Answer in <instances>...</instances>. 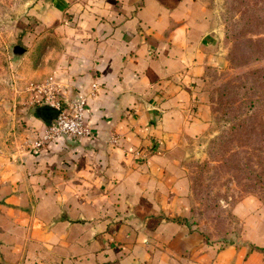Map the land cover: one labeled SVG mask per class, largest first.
Segmentation results:
<instances>
[{"label": "crops", "instance_id": "obj_1", "mask_svg": "<svg viewBox=\"0 0 264 264\" xmlns=\"http://www.w3.org/2000/svg\"><path fill=\"white\" fill-rule=\"evenodd\" d=\"M32 2L26 34L55 38L47 78L65 101L88 95L93 134L36 146L48 122L31 113L30 145L0 152V264H264L258 197L232 206L234 243L187 220V157L213 123L209 69L228 63L219 10L207 0Z\"/></svg>", "mask_w": 264, "mask_h": 264}, {"label": "rangeland", "instance_id": "obj_2", "mask_svg": "<svg viewBox=\"0 0 264 264\" xmlns=\"http://www.w3.org/2000/svg\"><path fill=\"white\" fill-rule=\"evenodd\" d=\"M32 1L0 0V152L7 154L30 145L33 133L30 130L28 117L33 112L34 106L38 104L37 98L44 97V83L51 78H47L48 72L44 70V66L47 61L59 58L56 51L46 53L50 42H53L50 49L55 47V38H51L48 43L46 40L49 38L46 36L34 40L33 43V37L26 34V29L31 25L28 16ZM207 1L219 10L224 29L222 44L227 51L228 63L222 69L217 67L209 69L213 123L208 136L203 138V142L201 140L195 145L193 152L187 157L186 165L191 181V213L188 220L208 231L213 237L219 232L231 230L230 232H234L230 235L238 238L240 222L232 214L231 208L245 195H254L264 203V169L257 160V149L252 148V142L233 140L227 142L223 150L219 149L215 137L223 131L230 130L232 121L227 120L226 116L218 119L223 114V109L217 108L219 98L214 99V95L216 88L233 76L264 66V54L256 60L248 58L238 65L232 63L233 61L228 57L233 54L241 61L247 59L249 36L264 37V28L243 32L245 20L241 15L242 10L233 6L232 0ZM230 11H235V15H229ZM231 18L236 19L242 26L238 27V35L235 38L227 35L226 20L229 23ZM33 22L35 24L37 21L33 20ZM32 43L34 46L29 52L23 50V53H15V48H31ZM216 95L218 96L219 92ZM262 119L264 121V115ZM198 163L202 167L197 166ZM254 174L260 176L259 180L253 176ZM198 179H202L200 185L203 186V194L200 198L196 197L195 190L193 192L194 188L197 189ZM192 184H195L194 188ZM207 203L212 210L207 209Z\"/></svg>", "mask_w": 264, "mask_h": 264}, {"label": "trees", "instance_id": "obj_3", "mask_svg": "<svg viewBox=\"0 0 264 264\" xmlns=\"http://www.w3.org/2000/svg\"><path fill=\"white\" fill-rule=\"evenodd\" d=\"M232 4L242 10L241 15L244 16L243 19L245 20L243 22V32L246 30L252 32L255 28L261 30L264 28V0H254L253 3L252 0H232ZM229 15H235V11H230ZM238 27L242 26L238 24L236 19L231 18L229 23L226 20L228 37L235 38L238 35ZM263 54L264 37L253 38L249 36L247 43V56L249 57L242 61L233 54L228 55V57L229 60L233 61L232 63L238 65L248 60V58L250 60H256ZM217 92H219L218 96L216 95ZM216 94L214 95V99H216V97L219 98L217 108L223 109V114L220 115L218 119L226 116L225 118L227 120L232 121L230 130L223 131L220 135L215 137L217 144H219V149L221 148V150H223L227 142L233 140L237 142L246 140L252 142V148L257 149V160L264 169V121L262 119L264 115V66L249 69L241 74L233 76L230 80L220 84V86L216 88ZM32 113L49 123L56 117L58 111L48 103H38L34 106ZM198 165L202 167L201 164L198 163L197 166ZM206 176L208 177V175ZM253 176H256L257 180L260 178L257 174ZM202 179H198L199 181L196 185L197 189L194 188L195 184H192L194 188L193 192L195 190L197 198L202 197L203 194V186L200 185ZM208 205L209 203L206 205L207 209L212 210V207ZM194 210L195 206L193 205V213ZM230 231L225 230L216 235L221 245L225 243H234L239 240V236L238 238L231 236L230 234H233L234 231ZM203 232L208 239L213 237L208 231L203 230Z\"/></svg>", "mask_w": 264, "mask_h": 264}, {"label": "built area", "instance_id": "obj_4", "mask_svg": "<svg viewBox=\"0 0 264 264\" xmlns=\"http://www.w3.org/2000/svg\"><path fill=\"white\" fill-rule=\"evenodd\" d=\"M96 86V83L93 84ZM43 98H37L38 103H48L58 111L56 117L45 127L41 137L36 139L35 145L41 146L46 142L63 136L81 138L93 134L92 127L86 119L87 94H80L77 99L63 100L59 86L52 80L44 83ZM138 158L147 157L149 151L136 150Z\"/></svg>", "mask_w": 264, "mask_h": 264}, {"label": "water", "instance_id": "obj_5", "mask_svg": "<svg viewBox=\"0 0 264 264\" xmlns=\"http://www.w3.org/2000/svg\"><path fill=\"white\" fill-rule=\"evenodd\" d=\"M23 50L26 51V48H24V47L23 48H21V47L15 48V53H20V52L23 53Z\"/></svg>", "mask_w": 264, "mask_h": 264}]
</instances>
